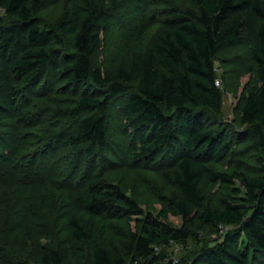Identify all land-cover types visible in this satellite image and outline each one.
<instances>
[{"label": "trees", "instance_id": "1", "mask_svg": "<svg viewBox=\"0 0 264 264\" xmlns=\"http://www.w3.org/2000/svg\"><path fill=\"white\" fill-rule=\"evenodd\" d=\"M194 1L195 9L169 10L157 39L135 54L127 66L115 70L93 62L102 40L101 26L108 21L100 0H86L84 16L74 8L49 31L39 22L45 0H7L5 12L13 20L4 24L0 18L1 46L13 49L16 57L11 61L14 74L8 95L3 93L0 68V126L9 121L26 128L44 123L28 97L47 91L53 77L72 87L85 86L77 92L79 97L70 108L67 122L49 136L26 138L15 131L8 140V132L0 130V180L10 178L14 171L23 175L29 167H22V161L42 163L60 148H85V156L92 162L97 146L107 140L110 102L127 95L119 113L136 132L134 154L154 170L167 167L171 172L165 174L178 188V193L170 195L154 213L89 168L84 176H77L81 185L76 188L75 203L88 215L84 219L76 215L68 218L77 239H94L99 229L109 232L102 217L117 220L127 214L142 216L140 228L128 229L118 246L95 244L89 264H129L138 259L155 264L166 259L158 252L160 246L199 240L205 226L221 224L230 228L224 240L204 250L206 262L197 258L190 264H256L254 258L264 254V156H259L261 166L255 176L241 170L214 169L210 164L224 160L231 139L225 129H217L205 118L206 113H222L223 91L217 84L215 65L219 49L227 44L250 43L252 64L248 70H256L257 83L240 102L239 121L258 135L253 145L264 155V1ZM136 10L140 11L138 7ZM55 29L71 33V52L65 51L66 39ZM19 96L22 102L13 108L9 98L16 101ZM17 139H21L19 144ZM23 149L26 154H21ZM79 170L74 168L73 174ZM204 179L228 185L240 179L245 199L234 202L231 193L220 206L211 207L201 189ZM171 208L191 226L171 225ZM196 222L198 226H194ZM70 255L67 246L54 241L45 242L39 251L41 264H63ZM0 264L16 263L3 254Z\"/></svg>", "mask_w": 264, "mask_h": 264}, {"label": "rangeland", "instance_id": "2", "mask_svg": "<svg viewBox=\"0 0 264 264\" xmlns=\"http://www.w3.org/2000/svg\"><path fill=\"white\" fill-rule=\"evenodd\" d=\"M100 1L108 21L101 26L102 40L93 62L95 66L115 70L127 66L135 54L157 39L162 31L163 18L169 10L197 8L194 0ZM6 4L7 0H0V18L4 24H9L13 18L6 14ZM86 7V0H45L39 22L45 31H49L50 28H57L58 22L74 8H78L84 16ZM137 7L140 11L136 10ZM59 33L66 39L68 47L65 51L71 52V33ZM250 48V43L242 42L227 44L219 49L215 65L219 86L223 91L222 113H206L205 118L217 129H225L231 139L224 160L211 163L210 166L220 171L241 170L255 176L258 174L257 168L261 166L259 156L264 155L253 145L258 135L250 125L239 121L240 102L248 89L257 83L256 70H248L252 64ZM15 57L13 49L1 46L0 36L1 86L5 95L10 91L9 85L14 74L11 61ZM49 82L47 91L35 95L30 93L28 97L33 99L35 112L42 114L44 123L26 128L9 121L0 126L1 131L8 132V140L15 131L18 136L25 135L26 138H30V135L49 136L67 122L70 108L78 100L77 92L85 85L72 87L65 81H58L56 77ZM126 99L127 95H122L110 102L106 111L107 140L103 146H97V155L92 162L85 156V148H60L50 153L42 163L29 165L26 160L22 161V167H29L23 175L14 171L10 178L0 180V255L10 256L16 264H41L39 251L42 244L54 241L71 251L70 258L63 264H89L93 259L95 244L103 242L116 247L125 239L128 229L138 230L142 216L127 214L117 220L102 217L109 232L99 229L94 239L79 240L72 234L68 218L72 215L81 216L82 219L88 216L75 203L76 188L81 185L77 176H84L88 168L107 182L120 186L125 193L136 198L146 211L159 212L167 198L178 193L176 183L165 174L171 172L167 167L154 170L134 154L138 143L136 132L130 121L123 120L119 113ZM9 101L13 108L22 102L20 96L16 101L10 98ZM175 120L180 121L176 117ZM20 142L21 139H17L15 143ZM26 151L23 149L20 152L26 154ZM74 168L80 169L77 175L73 174ZM0 173L3 172L0 170ZM201 189L211 207L220 206L222 199L231 193L235 196L232 199L234 202H241L246 196L240 179L229 185L204 179ZM168 222L175 227L191 226L174 208L170 209ZM198 225L197 222L194 224ZM229 229L222 225L205 226L199 240L190 238L184 244L162 245L158 252L164 253L166 259L155 264H190L197 258L202 263L206 262L204 250L222 242ZM254 262L264 264V254L254 258ZM129 264H146V261L138 259Z\"/></svg>", "mask_w": 264, "mask_h": 264}, {"label": "built area", "instance_id": "3", "mask_svg": "<svg viewBox=\"0 0 264 264\" xmlns=\"http://www.w3.org/2000/svg\"><path fill=\"white\" fill-rule=\"evenodd\" d=\"M219 82H220V81H219V78H218V79H217V84H218V85H219ZM221 225H222V224H221ZM222 226H224V225H222Z\"/></svg>", "mask_w": 264, "mask_h": 264}]
</instances>
